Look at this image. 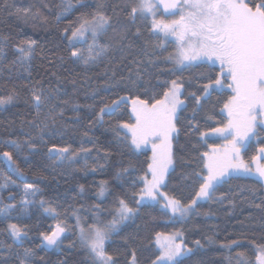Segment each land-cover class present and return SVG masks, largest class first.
<instances>
[{"label":"trees","instance_id":"obj_1","mask_svg":"<svg viewBox=\"0 0 264 264\" xmlns=\"http://www.w3.org/2000/svg\"><path fill=\"white\" fill-rule=\"evenodd\" d=\"M125 2L80 0L78 6L57 22L56 17L62 11L61 0H0V43L5 47L0 54V96L12 90L18 96L12 104L0 108V176L9 177L19 185L0 188V207L16 206L9 218L0 215V242L12 246L10 251L0 249V259H6L7 264H19L17 257H22L28 248L35 253L34 264H93L80 245L73 212L89 224L94 214L109 221L119 199H124L138 211L106 242V251L116 264H129L133 251L137 264H152L159 255L156 233L176 232L182 233L181 241L192 249L182 264H237L239 254L247 264H255L257 246L264 244V183L254 176L241 175L222 184L213 200L198 204L186 220H173L157 204H136L143 187L140 177L147 174L151 162V146L135 149L130 135L125 138V130L117 134L115 126L128 122L131 116L128 102L115 112L104 114L101 122H97L99 109L129 92L135 95L145 88L149 89V95L152 90L162 92L165 81L180 78L185 106L177 113L179 132L173 139V165L163 191L187 204L199 188L200 181L194 175L202 166L197 159L199 153L207 151L209 144L222 143L218 139L202 140L200 133L226 123L222 109L232 93L227 87L214 90L197 107L190 94L202 96L203 85L209 78L214 80L220 70L206 63L180 69L167 61L165 58L175 51L171 42L152 34L149 18L129 19L123 8ZM72 3L76 5L77 0ZM98 3H103L104 11L112 17L113 27L99 38L101 44L108 43L110 48L99 63L85 67L70 54L75 49L86 52L91 37L70 45L69 25L81 14L95 11ZM17 9H30V12L25 16L22 12L18 14ZM159 17L172 18H164L161 12ZM65 28H69L66 34ZM121 32L123 39L118 35ZM161 40L165 41L163 46ZM25 41L35 42V53L29 62L21 63L16 48ZM133 59L142 61V66L148 68L137 87L105 86L106 82L110 83L108 78L113 69L117 78L126 76L128 68L134 67L129 64ZM150 60L154 64L150 65ZM227 83L225 79L224 84ZM33 88L41 89L49 97V104L42 106L39 118L49 124L43 141L38 138L39 129L28 123L36 117L31 102ZM192 124L198 127L193 128ZM30 137L37 145L35 151L24 143ZM255 139L243 151L244 162L249 165L264 146V133H258ZM9 140L22 144V151L12 148L7 143ZM53 145L70 147L72 152H80L82 148L90 151L80 153L73 162L60 163L48 158V149ZM5 151L12 153L15 165L2 156ZM16 166L24 175L16 173ZM26 184L34 185L39 191L27 198L31 203L24 205ZM102 184L103 196L99 194ZM221 194L224 198L217 199ZM41 200L45 202L43 206ZM49 207L55 209V214L45 211ZM58 222L66 226L60 247L45 248L40 233L51 232ZM9 223L26 230L21 243L14 241L7 231ZM196 241H200V246ZM232 241H237L238 246L225 247Z\"/></svg>","mask_w":264,"mask_h":264},{"label":"snow or ice","instance_id":"obj_2","mask_svg":"<svg viewBox=\"0 0 264 264\" xmlns=\"http://www.w3.org/2000/svg\"><path fill=\"white\" fill-rule=\"evenodd\" d=\"M72 0H61L60 15L56 17L57 22L74 7ZM165 14L177 16L178 18L166 21L157 19L160 8ZM127 11V17L132 21L140 16L147 19L152 17V34L160 33L164 38L169 36L175 38L176 50L170 53L165 59L180 69L190 68L198 64H218L220 71L216 78L203 85L202 96L191 93L196 100L197 107L201 106L202 99H206L214 90H222L227 87L232 95L224 103L222 112L227 115V122L222 127L212 128L210 132H201L203 140L210 134L219 135L226 139L223 146L209 144L208 150L200 152L197 157L202 165L199 171L194 173L200 181L195 196L187 204L179 199L170 197L161 191L166 186V176L173 165V139L174 134L179 132L176 126L177 112L185 106L181 99L183 95V83L180 78L165 81L163 90H152L145 88L142 93L122 95L111 103H105L97 113V122H101L104 114L115 112L121 104L130 102L131 116L128 122L118 123L117 134L120 130H127L125 138L130 135V143L135 149L142 145L151 144L152 156L148 164L147 175L140 177L143 187L140 189L139 198L136 204L152 203L160 204L163 210L170 212L172 217L181 219L188 217L196 210L198 202L213 200L217 189L229 180L238 176H254L258 181L264 183V164L257 163V157L253 156L252 162L256 164L255 170L241 159V152L247 146L248 141L257 135L256 129L264 126V0H126L123 6ZM27 16L30 9H17V13ZM39 14V13H37ZM112 17L104 11V4L98 3L95 11L84 13L77 17L75 23L70 24L71 35L68 36L69 44L74 41L84 40L91 37L87 51L75 49L71 57L80 61L85 67L99 63L110 48L108 43L101 44L99 38L109 28H112ZM65 28V34L69 31ZM113 31L115 29L113 28ZM123 39V33H118ZM161 40L160 46H163ZM5 47L0 43V54H3ZM17 58L21 63L29 62L35 53V42L25 41L22 46L16 48ZM150 65L153 61L148 62ZM127 75H120L112 70L105 86L120 87L125 89L135 88L138 81L148 73V68L142 66V61L133 59ZM150 75V74H149ZM227 79L229 83L224 84ZM18 98L15 90L10 91L6 96H0V108L12 104ZM32 107L36 108V117L28 123L39 129L38 138L43 141L44 134L49 131V124L40 121L41 108L49 104V97L44 95L39 88L32 89ZM64 103H67L66 101ZM90 109L91 105L87 106ZM196 109H194L195 111ZM51 113V108H50ZM62 115V113H61ZM212 119L211 116L208 117ZM55 124V117H52ZM193 128L198 127L192 124ZM231 137V139H228ZM7 143L17 152L22 151L23 145L16 140H9ZM28 149L35 151L37 145L34 138L30 137L24 142ZM195 147V146H194ZM89 149H81L80 152H72L70 147H57L53 145L48 149V158L54 162H73L80 153H88ZM264 154V147L258 149ZM2 156L7 162L15 165L11 152L5 151ZM264 158V157H262ZM126 171V169H125ZM16 173L20 176L24 173L16 166ZM0 188L7 189L10 185H16L9 177L0 176ZM32 184L24 185V205L32 201L28 197H34L38 193ZM104 193V186L101 185L100 195ZM12 193L9 192V196ZM221 194L217 199H223ZM41 206L44 201L41 200ZM260 207V205H256ZM15 205L0 207V215L5 219L9 218ZM46 212L55 214V209L45 208ZM138 208L128 205L124 199H119L115 214L109 221H104L98 214H94L92 223H87L74 211L76 216L75 228L78 232L80 245L86 250L93 261V264H116L113 256L106 251V242L110 240L113 233L117 232L120 225L136 215ZM7 231L12 239L18 243L27 234L26 230L15 223H9ZM66 226L58 222L51 232H41L42 244L45 248H59L62 234ZM182 233L176 232L171 235L156 233V242L159 255L152 261V264H182L183 258L192 252L182 241L177 242ZM211 242V239H209ZM200 246V241L195 242ZM71 246V245H70ZM238 246L237 241L225 245L227 248ZM11 245L0 242V249L10 251ZM259 255L257 264H264V244L257 246ZM19 264H34L35 253L32 249L25 248L23 256L17 257ZM0 264H7L6 259H0ZM129 264H137L135 252L133 251ZM237 264H247L242 254L238 255Z\"/></svg>","mask_w":264,"mask_h":264},{"label":"rangeland","instance_id":"obj_3","mask_svg":"<svg viewBox=\"0 0 264 264\" xmlns=\"http://www.w3.org/2000/svg\"><path fill=\"white\" fill-rule=\"evenodd\" d=\"M159 13H160V11H159ZM159 13L157 14V19H161L160 17H159ZM149 18V20L150 21H152V17H148ZM176 18H178V14H177V16H174V17H172V18H170V19H166V21H170V20H172V19H176ZM158 35H160L164 40H166V41H169V42H171V44L173 45V48L176 50V47H177V45H176V42H175V38L174 37H171V36H169V37H167V38H164L163 36H162V34H160V33H157ZM207 64V63H206ZM210 65V64H209ZM212 66H215V67H217L219 70H220V68H219V65L218 64H215V65H212ZM129 103V105H130V102H128ZM180 110V109H179ZM178 110V111H179ZM178 113V112H177ZM225 114V116H226V118H227V115H226V113H224ZM227 122V121H226ZM125 131H127V130H125ZM256 132H257V134L258 133H260V132H263L264 133V126H260V127H258L257 129H256ZM175 135L176 134H174V137H175ZM256 138V136H254V137H252L249 141H248V143H247V146H246V148L248 147V145L254 140ZM214 139H218V140H221L222 141V143H221V145L220 146H223L227 141H226V139L224 138V137H222V136H219V135H213V134H210V135H208L207 137H205L204 138V140H214ZM228 139H231V137H228ZM256 140V139H255ZM150 146H151V144H150ZM264 147V146H263ZM245 148V149H246ZM244 149V150H245ZM244 150H242V152H241V159L244 161V159H243V151ZM151 156H152V148H151ZM172 169V166H171V168H170V170ZM169 170V171H170ZM147 177L149 178V179H151V175H150V173H148V171H147ZM244 176V175H243ZM142 183H143V181H142ZM143 185V184H142ZM163 187L164 186H162L161 187V191L162 192H164L163 191ZM23 193H24V190H23ZM165 193V192H164ZM103 195H105V187H104V193H103ZM102 195V196H103ZM139 198V195L137 196V199ZM206 201H208V200H204V201H200V202H198V204H200V203H203V202H206ZM146 204H152V203H146ZM197 204V205H198ZM141 205H144V204H141ZM141 205H139V206H141ZM157 205H159L160 207H161V205L160 204H157ZM166 211V210H165ZM167 212V211H166ZM167 213H169V215H170V217L173 219V220H183V219H188L189 217H190V215L188 216V217H186V218H183V219H181V218H179V217H175V218H173L172 217V215H171V213L170 212H167ZM65 235V233H63L62 234V237H61V239L63 238V236ZM181 240H182V236L181 237H179L178 238V240H177V242H181ZM183 242V241H182ZM156 245H157V242H156ZM157 247H158V245H157ZM259 255V254H258ZM255 264H257V258H256V260H255Z\"/></svg>","mask_w":264,"mask_h":264},{"label":"water","instance_id":"obj_4","mask_svg":"<svg viewBox=\"0 0 264 264\" xmlns=\"http://www.w3.org/2000/svg\"><path fill=\"white\" fill-rule=\"evenodd\" d=\"M159 11L161 12V14H162V16H163L164 18H170V17H173V16L170 15V14H165L164 11H163V8H162V7L160 8ZM262 157H264V154H263L262 156L257 157V163L261 164V162L264 160V158H262ZM250 167H251V168L253 169V171H254V170H255V167H256V164L253 163V162H251Z\"/></svg>","mask_w":264,"mask_h":264},{"label":"flooded vegetation","instance_id":"obj_5","mask_svg":"<svg viewBox=\"0 0 264 264\" xmlns=\"http://www.w3.org/2000/svg\"><path fill=\"white\" fill-rule=\"evenodd\" d=\"M263 154H261V153H258L257 155H256V157H259V156H262ZM261 164H264V160L261 162ZM250 166V165H249Z\"/></svg>","mask_w":264,"mask_h":264}]
</instances>
